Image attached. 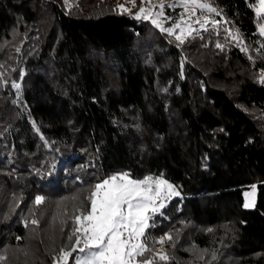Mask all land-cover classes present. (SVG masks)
<instances>
[{"label":"trees","instance_id":"16d2710c","mask_svg":"<svg viewBox=\"0 0 264 264\" xmlns=\"http://www.w3.org/2000/svg\"><path fill=\"white\" fill-rule=\"evenodd\" d=\"M121 1L0 0V264H53L74 208L125 172L180 193L146 230L172 236L155 264H264L258 0H206L219 26L183 43Z\"/></svg>","mask_w":264,"mask_h":264},{"label":"snow or ice","instance_id":"6c2138e0","mask_svg":"<svg viewBox=\"0 0 264 264\" xmlns=\"http://www.w3.org/2000/svg\"><path fill=\"white\" fill-rule=\"evenodd\" d=\"M194 7L201 10L207 9L209 12H216L210 4L197 3L192 0ZM118 7L123 8L122 5ZM161 10L163 5L160 6ZM169 7H173L170 5ZM142 7L140 13H144ZM264 13V0H259V9L257 16ZM136 19H140L138 14ZM147 18V17H145ZM161 31L173 34L174 30L180 28L176 23L169 28H163L156 20L151 21ZM195 23L200 24L204 29V23L196 17ZM219 21H213L218 24ZM206 30V29H205ZM193 29L189 27L188 35L192 34ZM184 32L181 30L180 35H176L177 41H182ZM199 35V30H196ZM258 34L264 36V23L260 24ZM237 40L238 37L233 36ZM217 48H222L219 43ZM264 49V45H261ZM246 50V49H241ZM264 83V79L260 80ZM13 88L19 89L18 83L12 84ZM74 163L72 160L65 162L67 167ZM53 185L58 183V179L51 181ZM255 186H253L254 190ZM180 193L174 185L163 179V176L153 177L146 176L143 179H132L129 173H118L105 178L103 181L94 185L91 194L87 198L90 207L87 209L74 208L73 227L67 237L68 243L60 249V252L53 258V264H68L72 258V264H155L158 261H167L166 254H160L162 249L155 250L148 247L146 243V230L153 225L150 221L154 220L157 214L163 215L161 209L165 207V201L172 196H179ZM44 201V197L37 195L35 203L37 205ZM245 208L250 207L249 203L243 205ZM36 224V220H32ZM211 231V229H209ZM19 239V237L17 238ZM171 233H165L158 241H152L153 244L163 245L171 242ZM175 244L173 243V247ZM6 249L4 252L6 253ZM149 253L145 257V253ZM213 253V258H214ZM144 257L143 259H139ZM6 258L0 255V261ZM200 258H203L201 254Z\"/></svg>","mask_w":264,"mask_h":264},{"label":"rangeland","instance_id":"374dc122","mask_svg":"<svg viewBox=\"0 0 264 264\" xmlns=\"http://www.w3.org/2000/svg\"><path fill=\"white\" fill-rule=\"evenodd\" d=\"M77 1L78 0H64V4L68 9H70L73 7L74 4L77 3ZM121 2L123 8L120 9L125 10L127 12H134L135 17L139 14L140 19L150 20V21L156 20L163 28H169L174 24L179 23L180 28L175 29L174 33L169 35L175 39V36L180 35L181 30H183L184 32L182 36L183 42L192 40L195 36L196 37L199 36L202 32L205 31V29L207 30L209 28H217V26H219L218 24H213V21H217V17H218L217 11L209 12L207 9L201 10L198 7H194L192 0H142L141 4H137V0H122ZM197 3L209 4V2L206 0H197ZM161 5H163L162 10L160 7ZM170 5H172L173 7H169ZM142 7L145 9L144 13H140V9ZM211 7L214 8L212 5ZM257 9H259V0H258ZM173 10H179V14L175 18V22L173 21L174 20L172 15ZM259 16L264 17V13H260ZM196 17L200 18L201 23L207 21V23H204V29L200 28V24L195 23ZM189 27L193 29L191 35H188ZM196 30H199V35L196 34ZM257 193L258 192L256 187L254 188V190L253 188H251L245 191L244 193L245 203H249L251 205L246 209H253L255 207ZM173 197L175 196H172L170 199L165 201V206ZM165 246H166L165 243L163 245L158 243V250L162 249V252L160 254H165Z\"/></svg>","mask_w":264,"mask_h":264}]
</instances>
